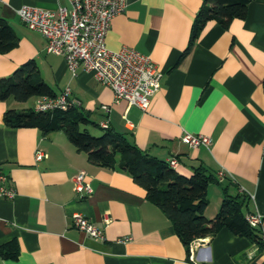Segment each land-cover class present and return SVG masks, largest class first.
<instances>
[{
    "label": "crops",
    "instance_id": "crops-1",
    "mask_svg": "<svg viewBox=\"0 0 264 264\" xmlns=\"http://www.w3.org/2000/svg\"><path fill=\"white\" fill-rule=\"evenodd\" d=\"M203 1L126 0L125 10L112 18L106 47L144 53L163 73L146 111L114 102L111 88L81 65L73 73L61 55L44 50L41 34L16 12L23 5L55 10L67 0H0V17L18 35V45L0 53V77L34 59L53 94L69 87V96L99 134L100 121L108 118L109 128L146 154L175 157L179 173L188 176L197 167L211 173L207 217L218 211L225 194L238 193L245 195L244 217L264 214V0H251L245 17L227 27L208 21L183 53ZM39 97L0 100V172L15 189L13 197H0V245L13 243L17 250L15 257L0 256V264H264L259 236L222 227L186 247L130 175L90 162L62 130L45 134L37 127L4 124L6 109H34ZM102 105L110 107L108 114ZM184 131L208 135L209 148L181 142ZM37 150L45 156L36 159ZM80 171L92 187L89 195L74 189ZM75 212L102 229L105 238L77 229Z\"/></svg>",
    "mask_w": 264,
    "mask_h": 264
},
{
    "label": "trees",
    "instance_id": "trees-1",
    "mask_svg": "<svg viewBox=\"0 0 264 264\" xmlns=\"http://www.w3.org/2000/svg\"><path fill=\"white\" fill-rule=\"evenodd\" d=\"M251 0H204L194 17L188 45V52L206 23L214 20L227 27L233 19L244 18ZM18 45V35L12 25L0 17V53ZM54 96L51 87L40 77L37 63L29 59L19 65L9 76L0 77V100L8 97L23 102L32 96ZM4 124L11 127H37L43 133L62 130L72 145L85 152L87 159L101 167L127 173L133 181L146 191V199L157 205L170 220L184 246L193 240L215 234L227 227L237 235L256 238L258 233L245 220L241 210L245 195L225 194L218 211L207 217L204 211L208 205L207 185L211 173L197 167L186 176L172 168L167 160L152 157L127 139L125 134L113 129L101 128L93 135L88 126L97 127L80 106L67 109L54 108L36 111L32 108L18 110L8 108L3 113ZM17 250L13 243L0 245L1 257H15Z\"/></svg>",
    "mask_w": 264,
    "mask_h": 264
},
{
    "label": "built area",
    "instance_id": "built-area-1",
    "mask_svg": "<svg viewBox=\"0 0 264 264\" xmlns=\"http://www.w3.org/2000/svg\"><path fill=\"white\" fill-rule=\"evenodd\" d=\"M67 5H58L55 10L36 6L23 5L17 9L19 19L30 29L38 31L44 40L47 53L61 55L66 66L75 73L81 65L93 73L94 78L113 92V101L124 100L127 108L135 106L146 111L152 95L159 89L163 73L154 65L150 57L133 48L123 46L111 50L105 45V36L112 18L122 13L126 0H67ZM70 88L66 87L60 94L40 96L34 105L36 111H48L54 108L67 109L79 105L76 98L69 96ZM108 114L110 107L101 106ZM101 128H107L108 118L100 121ZM181 142L190 147L203 145L209 148L211 139L205 134H194L184 131ZM45 156L37 150L35 158ZM172 168H177L178 161L170 156L167 159ZM224 172L220 170V178ZM74 189L80 195H89L92 187L86 180L83 171L74 178ZM15 189L6 184V176L0 172V197L11 198ZM73 225L80 231L95 239H104L105 234L83 214L71 215ZM247 223L257 230L259 239L264 242V214L249 213L245 216ZM127 238L119 239L125 241Z\"/></svg>",
    "mask_w": 264,
    "mask_h": 264
},
{
    "label": "rangeland",
    "instance_id": "rangeland-1",
    "mask_svg": "<svg viewBox=\"0 0 264 264\" xmlns=\"http://www.w3.org/2000/svg\"><path fill=\"white\" fill-rule=\"evenodd\" d=\"M88 130H89V132H90L91 134H93V135H98V134H99V131H100L99 128H97V127H93L92 125H89V126H88ZM212 198H213V197H212Z\"/></svg>",
    "mask_w": 264,
    "mask_h": 264
}]
</instances>
